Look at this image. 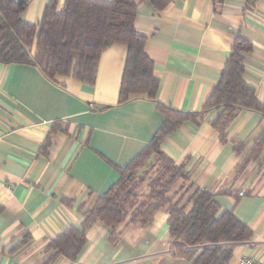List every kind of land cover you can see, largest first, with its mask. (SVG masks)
<instances>
[{"label":"crops","instance_id":"crops-1","mask_svg":"<svg viewBox=\"0 0 264 264\" xmlns=\"http://www.w3.org/2000/svg\"><path fill=\"white\" fill-rule=\"evenodd\" d=\"M24 1L22 20L37 24L51 0ZM134 3V28L158 82L154 99L118 103L128 51L121 43L102 52L93 84L64 78L59 86L34 66L0 63V264H44L48 243L78 226L148 145L165 119L158 103L183 113L204 108L237 38L251 45L243 79L264 106V0ZM216 114L184 120L160 150L183 165L187 185L212 194L220 211L250 229L248 240L223 245L231 247L227 264L242 257L264 264V146L250 157L264 116L240 109L221 135L211 123ZM108 232L95 222L75 259L52 264H193L170 243L166 207L147 225L123 222L115 239Z\"/></svg>","mask_w":264,"mask_h":264},{"label":"trees","instance_id":"trees-1","mask_svg":"<svg viewBox=\"0 0 264 264\" xmlns=\"http://www.w3.org/2000/svg\"><path fill=\"white\" fill-rule=\"evenodd\" d=\"M151 1L158 8L167 2ZM25 7L24 0H0L1 64L34 66L59 86H63L61 79L64 78L93 84L102 52L114 43H121L128 51L118 103L137 95L156 97L158 82L152 73V60L145 52L146 40L134 28V0H64L61 8L57 0H51L37 24L22 20ZM250 50L249 42L235 40L220 79L200 112L183 113L158 103L165 119L148 145L118 170V180L83 213L78 226L66 228L48 243L49 255L44 264H52L60 256L75 259L85 245L87 231L97 221L108 226V237L115 239L114 231L123 222L147 225L164 207L174 249L187 254L193 264H227L231 247L216 245L246 241L251 236L250 229L232 211H220L212 194L187 185L183 165H175L160 150V143L184 120L195 119L210 110L217 111L211 123L221 135L240 109L257 111L264 116V106L243 79L244 54ZM263 146L264 127L254 141L250 157L258 158ZM156 156L163 165L157 169L147 191L139 195L137 189L145 175L141 173ZM263 161L264 157L260 163ZM200 245L215 246L185 250Z\"/></svg>","mask_w":264,"mask_h":264},{"label":"rangeland","instance_id":"rangeland-1","mask_svg":"<svg viewBox=\"0 0 264 264\" xmlns=\"http://www.w3.org/2000/svg\"><path fill=\"white\" fill-rule=\"evenodd\" d=\"M162 165H163L162 160L160 159V157L156 156L155 158L152 159L150 164L146 166L145 170L141 173V175L145 174L144 176H142L143 181L137 189V193L139 195L147 191L148 185L151 183V181L155 177L157 169L161 168Z\"/></svg>","mask_w":264,"mask_h":264},{"label":"built area","instance_id":"built-area-1","mask_svg":"<svg viewBox=\"0 0 264 264\" xmlns=\"http://www.w3.org/2000/svg\"><path fill=\"white\" fill-rule=\"evenodd\" d=\"M221 245L223 246L226 244H217L216 246H221ZM209 246H215V245H200V246H193L189 248L193 250H202ZM235 264H259V263L253 257H242Z\"/></svg>","mask_w":264,"mask_h":264}]
</instances>
